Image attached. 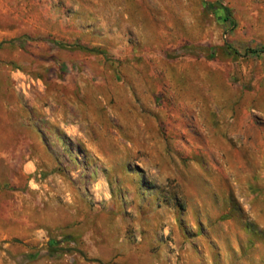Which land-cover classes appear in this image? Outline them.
Returning <instances> with one entry per match:
<instances>
[{"label": "rangeland", "instance_id": "374dc122", "mask_svg": "<svg viewBox=\"0 0 264 264\" xmlns=\"http://www.w3.org/2000/svg\"><path fill=\"white\" fill-rule=\"evenodd\" d=\"M0 264H264V0H0Z\"/></svg>", "mask_w": 264, "mask_h": 264}]
</instances>
